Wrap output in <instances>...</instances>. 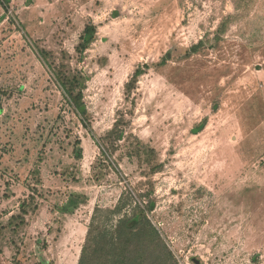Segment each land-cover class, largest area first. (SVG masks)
Here are the masks:
<instances>
[{
  "label": "rangeland",
  "instance_id": "374dc122",
  "mask_svg": "<svg viewBox=\"0 0 264 264\" xmlns=\"http://www.w3.org/2000/svg\"><path fill=\"white\" fill-rule=\"evenodd\" d=\"M0 2V264H77L148 202L173 263L264 264V0Z\"/></svg>",
  "mask_w": 264,
  "mask_h": 264
},
{
  "label": "trees",
  "instance_id": "16d2710c",
  "mask_svg": "<svg viewBox=\"0 0 264 264\" xmlns=\"http://www.w3.org/2000/svg\"><path fill=\"white\" fill-rule=\"evenodd\" d=\"M1 3V2H0ZM143 74L137 69L131 80L125 85V95L128 96L137 86L138 78ZM65 100L80 118L83 126L87 128V109L82 102L81 94H74L77 81H70L67 77L61 78ZM121 114L113 128L104 136L97 138L102 155L109 157L118 151L126 140L125 128L130 126L129 121ZM139 145L136 137H133ZM141 146H139L140 148ZM75 158H80L76 151ZM128 202H120L115 212L118 213L127 207ZM154 210V203L139 204L131 210V214L122 215L116 219L112 226L106 223L92 221L88 227L86 239L81 250L77 264H146V257L151 251L159 250L158 264H175L167 244L159 230L152 224L148 214ZM17 264V263H15Z\"/></svg>",
  "mask_w": 264,
  "mask_h": 264
},
{
  "label": "water",
  "instance_id": "95a60500",
  "mask_svg": "<svg viewBox=\"0 0 264 264\" xmlns=\"http://www.w3.org/2000/svg\"><path fill=\"white\" fill-rule=\"evenodd\" d=\"M193 262H194L195 264H200V262H199L197 259H193Z\"/></svg>",
  "mask_w": 264,
  "mask_h": 264
}]
</instances>
